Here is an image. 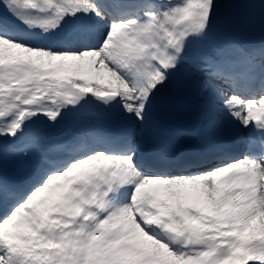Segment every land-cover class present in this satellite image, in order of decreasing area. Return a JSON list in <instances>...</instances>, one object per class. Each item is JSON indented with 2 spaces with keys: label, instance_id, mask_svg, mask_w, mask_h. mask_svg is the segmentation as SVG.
<instances>
[{
  "label": "snow or ice",
  "instance_id": "1",
  "mask_svg": "<svg viewBox=\"0 0 264 264\" xmlns=\"http://www.w3.org/2000/svg\"><path fill=\"white\" fill-rule=\"evenodd\" d=\"M257 33L264 0H0V264H264ZM179 111L239 147L162 151Z\"/></svg>",
  "mask_w": 264,
  "mask_h": 264
},
{
  "label": "water",
  "instance_id": "2",
  "mask_svg": "<svg viewBox=\"0 0 264 264\" xmlns=\"http://www.w3.org/2000/svg\"><path fill=\"white\" fill-rule=\"evenodd\" d=\"M256 38H258L259 40H262L264 39V36H261L260 34H255V35H252ZM195 113L192 112V111H179V112H176L174 113V116L177 118V119H189L191 116H193Z\"/></svg>",
  "mask_w": 264,
  "mask_h": 264
},
{
  "label": "bare ground",
  "instance_id": "3",
  "mask_svg": "<svg viewBox=\"0 0 264 264\" xmlns=\"http://www.w3.org/2000/svg\"><path fill=\"white\" fill-rule=\"evenodd\" d=\"M188 128H189V127H187V129H188ZM232 129H234L233 126H231V128H229V129H227V128L225 127V129L222 130L223 135L225 136V135H227V134H232V133H233ZM215 133H216V132H215ZM233 134H234V133H233Z\"/></svg>",
  "mask_w": 264,
  "mask_h": 264
},
{
  "label": "rangeland",
  "instance_id": "4",
  "mask_svg": "<svg viewBox=\"0 0 264 264\" xmlns=\"http://www.w3.org/2000/svg\"><path fill=\"white\" fill-rule=\"evenodd\" d=\"M217 126H221V127H223V128H227V129H229V128H231V126L232 125H229V124H218ZM210 132L211 133H215L216 131L214 130V129H212V130H210ZM235 132V131H234ZM217 133V132H216Z\"/></svg>",
  "mask_w": 264,
  "mask_h": 264
}]
</instances>
